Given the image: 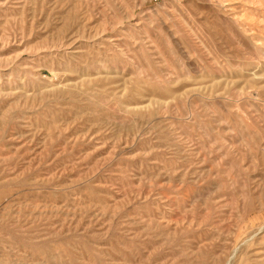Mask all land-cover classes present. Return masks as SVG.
Segmentation results:
<instances>
[{"label":"rangeland","instance_id":"rangeland-1","mask_svg":"<svg viewBox=\"0 0 264 264\" xmlns=\"http://www.w3.org/2000/svg\"><path fill=\"white\" fill-rule=\"evenodd\" d=\"M0 264H264V0H0Z\"/></svg>","mask_w":264,"mask_h":264}]
</instances>
